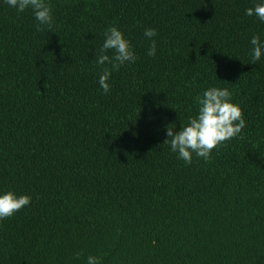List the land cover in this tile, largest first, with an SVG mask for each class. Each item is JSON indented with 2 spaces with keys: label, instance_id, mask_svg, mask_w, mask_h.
I'll return each instance as SVG.
<instances>
[{
  "label": "trees",
  "instance_id": "trees-1",
  "mask_svg": "<svg viewBox=\"0 0 264 264\" xmlns=\"http://www.w3.org/2000/svg\"><path fill=\"white\" fill-rule=\"evenodd\" d=\"M46 3L52 32L0 0V195L31 197L0 220V264H264V54L252 64L250 43L264 22L245 14L264 0ZM112 26L137 59L105 93L111 65L95 58ZM210 87L246 127L186 164L166 126Z\"/></svg>",
  "mask_w": 264,
  "mask_h": 264
},
{
  "label": "clouds",
  "instance_id": "clouds-1",
  "mask_svg": "<svg viewBox=\"0 0 264 264\" xmlns=\"http://www.w3.org/2000/svg\"><path fill=\"white\" fill-rule=\"evenodd\" d=\"M6 3L23 13L31 10L37 21L36 30L43 31L46 27L49 32L54 28V18L51 6L46 0H6ZM246 15L256 16L264 22V3L256 4L246 9ZM157 35L155 29H146L144 36L152 40L148 50L149 56L156 54V41L152 38ZM251 63L255 64L264 54V42L259 36H253ZM111 50L110 57L107 52ZM98 66L110 64L111 68L104 67L99 77V85L105 93L110 91L108 80L112 71H119L126 63H134L137 59L130 42L125 39L123 33L116 26L108 28L105 32L103 46L96 56ZM232 93L224 88L210 87L196 98L199 105L197 115L189 117L185 126L178 131L174 124L166 126L167 139L164 144L169 145L170 151L176 153L178 158L186 164L193 162V153L201 157L205 162L212 159L211 153L225 142L238 137L246 127L242 109L231 102ZM31 197L21 195L17 197L14 192H6L0 195V220L13 216L16 212L30 205ZM82 254L76 253V258ZM87 264H101L100 258L88 256Z\"/></svg>",
  "mask_w": 264,
  "mask_h": 264
}]
</instances>
